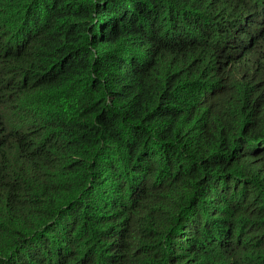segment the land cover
I'll use <instances>...</instances> for the list:
<instances>
[{
  "label": "trees",
  "instance_id": "1",
  "mask_svg": "<svg viewBox=\"0 0 264 264\" xmlns=\"http://www.w3.org/2000/svg\"><path fill=\"white\" fill-rule=\"evenodd\" d=\"M0 264H264V0H0Z\"/></svg>",
  "mask_w": 264,
  "mask_h": 264
},
{
  "label": "clouds",
  "instance_id": "2",
  "mask_svg": "<svg viewBox=\"0 0 264 264\" xmlns=\"http://www.w3.org/2000/svg\"><path fill=\"white\" fill-rule=\"evenodd\" d=\"M255 43V39L253 36L251 35H247L245 38V46L246 47H250L251 45H253ZM247 51L245 52H240V54H245ZM238 54V53H237ZM237 56V55H236Z\"/></svg>",
  "mask_w": 264,
  "mask_h": 264
},
{
  "label": "rangeland",
  "instance_id": "3",
  "mask_svg": "<svg viewBox=\"0 0 264 264\" xmlns=\"http://www.w3.org/2000/svg\"><path fill=\"white\" fill-rule=\"evenodd\" d=\"M99 262H102V260L99 259Z\"/></svg>",
  "mask_w": 264,
  "mask_h": 264
}]
</instances>
